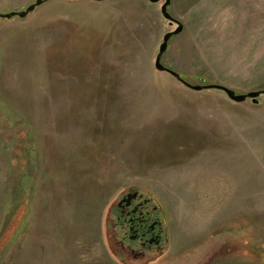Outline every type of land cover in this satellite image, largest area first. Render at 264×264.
I'll return each instance as SVG.
<instances>
[{"label":"rangeland","instance_id":"1","mask_svg":"<svg viewBox=\"0 0 264 264\" xmlns=\"http://www.w3.org/2000/svg\"><path fill=\"white\" fill-rule=\"evenodd\" d=\"M35 2L0 0V13ZM162 4L49 0L0 19V264H46L58 249L52 264H120L106 228L130 189L153 198L167 226L156 264H264V98L237 104L158 72L176 29ZM219 9L172 0L184 31L163 65L191 85L264 90V13ZM213 184L246 192L235 230L198 213L217 200Z\"/></svg>","mask_w":264,"mask_h":264},{"label":"flooded vegetation","instance_id":"2","mask_svg":"<svg viewBox=\"0 0 264 264\" xmlns=\"http://www.w3.org/2000/svg\"><path fill=\"white\" fill-rule=\"evenodd\" d=\"M260 98L264 94L258 102L247 101L259 106ZM130 190L118 198L107 221L108 246L120 264H156L171 243L167 226L153 198Z\"/></svg>","mask_w":264,"mask_h":264},{"label":"crops","instance_id":"3","mask_svg":"<svg viewBox=\"0 0 264 264\" xmlns=\"http://www.w3.org/2000/svg\"><path fill=\"white\" fill-rule=\"evenodd\" d=\"M211 2H212V4H214L215 7L223 8V9L215 10L214 12H222V13H264V0H211ZM171 4H172V0H171ZM202 6H204V1H203ZM243 7H245V8L248 7V8H253V9L246 10V9H242ZM161 8H162V6H161ZM161 13H162V11H161ZM159 49H160V47H159ZM195 92H197V91H195ZM255 164H257V163H255ZM262 164L264 165V155L262 157ZM260 186L264 190V179L260 182ZM211 189L217 190V191H215V193H217V200L215 202H213L211 205H209V203H207V202L206 203L203 202V203H205L206 206L208 205V207L207 208H200L198 210V213H202V212L208 211L206 209H210V215L212 217L211 221H212L213 225L215 223L218 224L219 221H221V223H224L226 221L233 222V224H234L233 229L235 230L237 227L236 226V222L238 220L237 216H240L241 212L244 215L248 208H249V210L251 209V204L247 203V201L245 199L246 192H244L243 195L239 199H237L235 197V189L234 188L231 192L232 194L230 193V191H226L223 188L220 189L218 187V185H214V184L211 187ZM230 195H232V200L230 199ZM239 210H241V212H238ZM220 214H222V215L219 216ZM231 214L233 215V217L230 218ZM63 252L64 253H61L58 249L57 250L58 257H55L54 256L55 252L53 251L51 259L53 261H59L60 260L59 253L65 255L67 250H66V252H65V250ZM43 253H44V251H43ZM69 253L71 254V256ZM45 254L49 255L50 253L48 251H46ZM49 257L50 256H47L46 258L44 257L45 259L50 260V261H46V264H48V263L52 264L51 259ZM67 258L72 262L75 261V262H79V263H81V261L83 260L82 253L80 252V250H76V249L71 250V252L68 251ZM37 264H39V262H37Z\"/></svg>","mask_w":264,"mask_h":264},{"label":"water","instance_id":"4","mask_svg":"<svg viewBox=\"0 0 264 264\" xmlns=\"http://www.w3.org/2000/svg\"><path fill=\"white\" fill-rule=\"evenodd\" d=\"M48 1L49 0H36V2L34 4L30 5L23 12H19V13L18 12H12V13H8V14L0 13V19H7V20H12L14 18L25 19L28 16H30V14L34 13L38 7L44 5ZM92 1L97 2L100 0H92ZM148 1L153 3V4H158V3L163 2L162 8H161L162 16L164 17V19L166 21L169 22L171 27L176 25L175 30L168 32L165 35L163 42L160 46V49H159V52H158V55H157L156 61H155V67H156V70L158 72L171 75L173 78H175L177 81H179L180 83H182L183 85H185L189 89L197 91V92L212 91V90L221 91V92L225 93L231 101H233L237 104H243L249 98L253 99L254 102H258L257 99L262 94H264V92H252L249 94H238L236 91L229 89L227 87L221 86V85H191L188 81L183 79L181 77V75H179L178 73L166 68L162 63V58L168 50L169 42L171 41V39L175 36L180 35L184 31V26L178 20L173 18L168 11L169 7L171 6V0H148Z\"/></svg>","mask_w":264,"mask_h":264},{"label":"trees","instance_id":"5","mask_svg":"<svg viewBox=\"0 0 264 264\" xmlns=\"http://www.w3.org/2000/svg\"><path fill=\"white\" fill-rule=\"evenodd\" d=\"M183 78V77H182ZM184 79V78H183Z\"/></svg>","mask_w":264,"mask_h":264}]
</instances>
